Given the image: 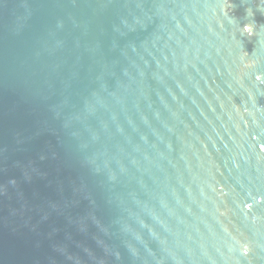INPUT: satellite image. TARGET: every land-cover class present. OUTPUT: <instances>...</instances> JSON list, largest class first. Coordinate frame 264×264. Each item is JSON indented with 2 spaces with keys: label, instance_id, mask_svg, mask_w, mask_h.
Returning <instances> with one entry per match:
<instances>
[{
  "label": "water",
  "instance_id": "1",
  "mask_svg": "<svg viewBox=\"0 0 264 264\" xmlns=\"http://www.w3.org/2000/svg\"><path fill=\"white\" fill-rule=\"evenodd\" d=\"M0 264H264V0H0Z\"/></svg>",
  "mask_w": 264,
  "mask_h": 264
}]
</instances>
